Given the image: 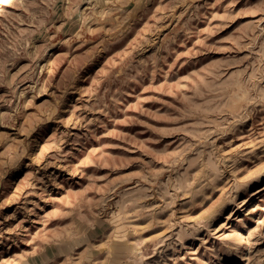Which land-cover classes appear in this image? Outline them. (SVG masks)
I'll return each instance as SVG.
<instances>
[{"label":"rangeland","instance_id":"rangeland-1","mask_svg":"<svg viewBox=\"0 0 264 264\" xmlns=\"http://www.w3.org/2000/svg\"><path fill=\"white\" fill-rule=\"evenodd\" d=\"M0 264H264V0H0Z\"/></svg>","mask_w":264,"mask_h":264}]
</instances>
